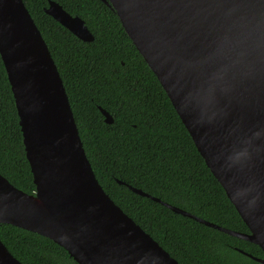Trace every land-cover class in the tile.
<instances>
[{"label": "water", "instance_id": "1", "mask_svg": "<svg viewBox=\"0 0 264 264\" xmlns=\"http://www.w3.org/2000/svg\"><path fill=\"white\" fill-rule=\"evenodd\" d=\"M100 1L114 11L248 232L117 183L264 254V0ZM43 11L77 39L93 40L84 22L54 1ZM0 59L35 187L24 193L0 175V224L51 240L77 264H178L98 184L56 66L22 0H0ZM0 253L5 264H22L1 241Z\"/></svg>", "mask_w": 264, "mask_h": 264}, {"label": "trees", "instance_id": "2", "mask_svg": "<svg viewBox=\"0 0 264 264\" xmlns=\"http://www.w3.org/2000/svg\"><path fill=\"white\" fill-rule=\"evenodd\" d=\"M48 1L78 16L93 40L77 39L46 15ZM22 2L56 66L94 176L114 204L178 264H259L239 252L264 258L257 245L176 214L125 186L225 229L248 232L114 11L100 0ZM0 175L22 192L34 193L1 59ZM0 241L22 264H77L51 240L12 225L0 224Z\"/></svg>", "mask_w": 264, "mask_h": 264}, {"label": "snow or ice", "instance_id": "3", "mask_svg": "<svg viewBox=\"0 0 264 264\" xmlns=\"http://www.w3.org/2000/svg\"><path fill=\"white\" fill-rule=\"evenodd\" d=\"M0 264H5V258L2 253H0Z\"/></svg>", "mask_w": 264, "mask_h": 264}]
</instances>
